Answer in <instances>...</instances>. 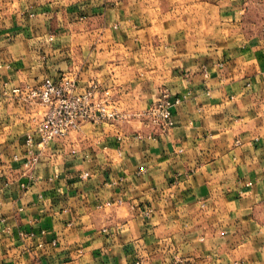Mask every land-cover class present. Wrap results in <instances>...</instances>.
<instances>
[{"label": "crops", "instance_id": "crops-1", "mask_svg": "<svg viewBox=\"0 0 264 264\" xmlns=\"http://www.w3.org/2000/svg\"><path fill=\"white\" fill-rule=\"evenodd\" d=\"M62 76L118 118L40 145ZM0 152V264H264V0H0Z\"/></svg>", "mask_w": 264, "mask_h": 264}, {"label": "built area", "instance_id": "built-area-1", "mask_svg": "<svg viewBox=\"0 0 264 264\" xmlns=\"http://www.w3.org/2000/svg\"><path fill=\"white\" fill-rule=\"evenodd\" d=\"M100 93H103L106 98L110 96V91H102L98 84L90 85L83 93L76 92V83L67 76H62L58 81L47 78L42 84L32 88L30 96L39 100L45 107L36 131L39 137L38 144L47 145L55 140L66 138L87 123L99 124L117 119V113L109 112L106 103L97 99ZM182 102L183 98L173 96L169 90H164L142 116L147 120L148 125L158 128L163 133L167 132L175 123L173 109ZM26 143L30 156L26 165L32 167L38 160L35 152L36 138L33 134L28 136ZM151 213L152 210L146 212L147 215Z\"/></svg>", "mask_w": 264, "mask_h": 264}, {"label": "rangeland", "instance_id": "rangeland-1", "mask_svg": "<svg viewBox=\"0 0 264 264\" xmlns=\"http://www.w3.org/2000/svg\"><path fill=\"white\" fill-rule=\"evenodd\" d=\"M148 108H149V107H148ZM148 108H147V109H148ZM44 112H45V110H44ZM29 158H30V156H28V159H29ZM28 159H27V160H28ZM26 162H27V161H26ZM146 215H147V214H146ZM150 215H151V214H150ZM150 215H147V216L150 217Z\"/></svg>", "mask_w": 264, "mask_h": 264}]
</instances>
